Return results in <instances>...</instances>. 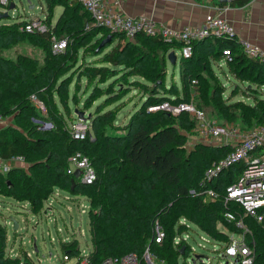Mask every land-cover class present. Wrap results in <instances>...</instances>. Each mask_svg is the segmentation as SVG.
Instances as JSON below:
<instances>
[{"label":"trees","instance_id":"16d2710c","mask_svg":"<svg viewBox=\"0 0 264 264\" xmlns=\"http://www.w3.org/2000/svg\"><path fill=\"white\" fill-rule=\"evenodd\" d=\"M248 1L233 0L229 5L241 7ZM45 2L48 9L46 32L24 33L20 31L22 21L0 24V116L14 114L15 122L0 129V159L6 161L13 156H23L28 165L27 169L12 168L5 176L0 174L2 195L28 202L33 214L42 209L56 188L72 196H84L89 204L87 218L92 244L88 250V264H100L108 257L127 253L141 256L148 246L165 264H179V258L188 253L183 249L181 254L180 246L173 245L175 234L185 231V226L179 224L182 218L213 240L227 242V236L218 225L230 231L238 230L224 220L222 201L203 203L188 191L197 188L206 168L227 155L231 148L199 143L187 150L186 133L194 128V120L186 113L173 117L164 111H148V108L165 101L177 104L192 99L197 108L204 112L209 110L217 120L236 123L243 130L264 125V97L259 90L251 89L253 85L264 87V62L248 58L237 39L208 38L196 42L192 56L180 58V64L185 66L181 71L182 94L174 96L165 86L166 59L169 52L180 48L179 44L142 34L132 42L122 33L94 27L90 15L76 0ZM57 6L62 7V11L51 24ZM53 37L66 39L64 51L52 53ZM19 44L38 48L43 54L42 60L23 54L15 59L3 56V51ZM225 48L232 53L231 61L226 64L228 72L240 82L238 84L247 83L241 96H251V102L228 103L223 98L224 88L212 67L222 58ZM80 49L97 57L93 63L82 62L77 67L88 86L96 79L97 83L113 79L112 82L126 84L131 77L143 79L134 80L131 85L141 91L147 101L125 126V134L109 133L117 129L113 123L115 110L103 111L123 94L95 85L94 93L84 106L88 108L102 96L107 99L99 105L101 108L93 115L91 129L83 139L70 135L68 121L59 111L54 94L67 109V87L71 80L68 82L61 77L76 65ZM193 80L197 82L195 86ZM236 82L234 85L238 87ZM192 86L196 87L193 94ZM233 90L231 97L239 94V89ZM31 95L43 102L44 114L31 103ZM36 121L51 123L52 127L41 131ZM75 152L90 159L96 172L93 184L83 185L67 173V158ZM243 168L242 164L233 166L210 186L224 192ZM234 208L241 215V210ZM156 221L165 234L161 244L154 242ZM245 222L251 231L248 243L253 244L255 250L253 264H264V220L256 222L246 218ZM5 235V228L0 225V264H18V260L4 257ZM60 248L62 254L69 257L80 253L75 241H65Z\"/></svg>","mask_w":264,"mask_h":264},{"label":"built area","instance_id":"2783aa9c","mask_svg":"<svg viewBox=\"0 0 264 264\" xmlns=\"http://www.w3.org/2000/svg\"><path fill=\"white\" fill-rule=\"evenodd\" d=\"M76 1L90 15L94 27L105 28L110 33H122L128 39H134L137 35L142 34L158 38L166 43L179 44L180 48L177 51L180 57L184 59L192 56L193 45L196 42L204 41L208 38L237 39L232 25L221 16L209 18L197 27L170 28L156 23L151 18L133 17L124 14L120 10L119 0ZM6 4L7 0H0L1 6ZM22 22L20 29L24 33L36 34L48 31V25L43 17L22 19ZM237 43L248 58L264 62V49L248 40L237 39ZM66 44V39L53 37L51 41L52 53L56 54L64 51ZM221 55L220 62L223 65L231 61L232 53L229 48L222 49ZM196 83L195 80L192 81L193 86ZM247 99L250 100L249 97ZM30 101L41 113L44 114L46 112L43 102L36 95H31ZM148 111H164L173 117H177L181 113L188 114L194 120L195 125L190 133H186V136L194 135L196 137L195 140H197V142L195 140L191 142L192 144L189 145L191 149L199 143L213 144L216 147L229 146L231 148L227 155L217 161H213L206 168L198 183V187L191 188L188 193L191 196L199 197L203 203H214L221 200L225 208L224 220L233 224L238 231H230L226 227L219 226L224 228L228 239L227 242H219L213 240L205 232L182 218L179 220V224L185 226V231L175 234L173 245L180 246L184 250L187 249L188 253L186 256L191 257L193 264H253L255 250L254 245H250L247 240L251 236V231L245 219H253L256 222L264 220V125L240 130V126L236 123L219 124L215 120H209L205 112L197 108L191 101L177 104L165 101L149 107ZM1 118L2 116H0V120ZM83 122L76 119L74 123L68 124V131L74 139L84 138L88 126L86 123L83 124ZM44 124L49 129L52 127L51 123L44 122ZM240 164L244 167L242 172L232 184L224 189V192L220 193L210 186L224 171ZM27 166L23 156H13L5 162L0 159V174L5 176L12 168L21 167L26 169ZM76 170L79 171V175L76 177L79 183L91 185L96 180V172L90 159L81 152H75L67 158V173L74 175ZM54 194L53 192L52 195ZM49 198L44 204L48 202ZM234 207H238L241 210V215ZM47 212L48 210L45 209L40 214H34L33 216L46 215ZM0 225L7 230L6 223ZM17 230L13 231L16 232ZM194 232L201 233L203 236H200V238L211 243L214 249L215 247L220 249L216 260L196 253L194 247L190 246L189 241L193 239ZM164 237V231L158 221H156L154 225V242L161 244ZM22 241L23 236L21 237V244L16 245L17 240L14 237L12 243L8 245L9 240L5 235L4 257L13 261L18 260V264H33L31 253L22 248ZM35 241L36 239L33 238V246ZM199 248L205 249L203 244L199 245ZM213 252H216V250H213ZM34 253L37 252L34 251ZM62 255L61 262L72 259L74 261L73 264H88V251H80L78 255L73 257ZM100 264H165V262L154 255L148 246L141 256L135 253H127L120 257H108Z\"/></svg>","mask_w":264,"mask_h":264},{"label":"rangeland","instance_id":"374dc122","mask_svg":"<svg viewBox=\"0 0 264 264\" xmlns=\"http://www.w3.org/2000/svg\"><path fill=\"white\" fill-rule=\"evenodd\" d=\"M13 4V8L10 9V6ZM62 11V7H55L53 11V17L51 20V24H54L57 17ZM7 13V18H3L2 14ZM46 14H48V9L46 6L45 0H7V4L5 6L0 5V24H12L13 22H21L22 19L28 18H46ZM22 26V25H21ZM21 31V29H20ZM127 38V37H125ZM129 41H134V39H128ZM3 56L9 59H15L18 54L27 55L30 58L37 59L39 61L42 60L43 54L42 52L30 44H19L13 47L10 50H5L2 52ZM179 55V53H178ZM97 57L92 56L89 51L80 49L78 52V61L76 65L69 71H67L61 79H65V81H70L69 86L67 87V109L66 107H62L59 102V97L57 94H54V100L57 104V107L61 114H63L68 124H72L78 119L74 114V110L77 109L79 111H83L85 116L90 115L91 118L87 121H84L83 124H87V130L91 129V120L96 115L97 111L101 108L99 105L104 100L107 99V96H102L94 101L88 108L84 106V102L94 93L95 85L100 89H106L110 87L115 94L120 92L123 96L109 105H106L103 111L107 110H115V116L113 119V123L115 124V130H109L110 134L113 135H122L125 134V126L129 123V121L136 115L137 110L143 107L144 102L147 101V98L143 96L142 92L133 88L134 80H141V78L131 77L130 82L120 83V82H112L113 79H108L103 83H97V79L92 83V85L88 86L87 81L84 77H80V73L78 71V66L83 62L93 63ZM180 55L176 60L174 65L169 62L166 65V82L165 86L168 88V92L174 94V96H181V71L185 67L183 64H180ZM214 72L219 76L220 84L222 88H224L223 98L228 102H234L238 100H244V102H250L245 100L244 97L240 96L243 94V90L246 91V84H238L236 87L233 79L229 83L227 80L221 75V71L226 73L225 67L218 68L217 66L213 67ZM119 68H116L115 71L119 72ZM240 83V82H238ZM111 84H114V86ZM249 85V84H248ZM237 88L239 89L237 92L239 94L230 96L231 91ZM254 88L259 90L261 96L264 97V87H259V85H253L251 89ZM196 87H191V93H194ZM118 90V91H117ZM235 91V90H233ZM192 93V94H193ZM236 96V97H235ZM171 98L173 95L170 96ZM247 97H251L247 95ZM174 98V97H173ZM246 98V97H245ZM194 104L195 101L190 99ZM205 114L209 120H215L219 124H227L226 121L217 120L209 110H205ZM94 115V116H93ZM75 118V120H74ZM79 120V119H78ZM81 121V120H80ZM45 121H36L40 126L41 131L49 130V128L45 127ZM15 124L14 122V114H10L6 117H2L0 120V129L7 127L9 125ZM44 126V127H43ZM240 130L243 128L240 126ZM246 130V129H245ZM185 148L190 150L189 147L191 142L196 139L194 135L186 136ZM197 142V140H195ZM205 145H212L207 143H200ZM7 161V160H6ZM5 162V161H4ZM27 169V168H26ZM54 195H52L48 202L43 204L42 209L36 213L40 214L43 210H48L47 214H41L38 217L33 216L34 214L31 212V208L28 202H18L13 198H7L2 195L0 192V224L6 223V236L9 240L8 245H10L13 241V238L16 237L17 243L21 244V237L23 236L22 248L27 252L31 253L32 263L33 264H60L62 261V250L60 248L61 243L65 241L72 242L75 241L80 247V251L85 252L91 249V238L88 231V218L87 212L89 210V204L85 200L84 196L76 195L72 196L66 192L60 191L59 189H55ZM47 201V200H46ZM15 220L19 224V229L14 232L12 225ZM219 227V225H218ZM222 228V227H221ZM218 228L222 232L225 231L224 228ZM226 234V231L224 232ZM208 235V234H207ZM200 236H203L201 233H193V239L189 241L190 246L194 247V251L196 253L204 255L209 258L217 259L220 249L218 247L212 246L211 243L203 241ZM209 236V235H208ZM33 238L36 239L35 245L37 248V253H34L33 250ZM204 246V250L199 248V245ZM216 250V252H213ZM51 254V256H49ZM222 261H224L222 259ZM73 260L63 261L61 264H73ZM179 264H193L190 256H181L178 260Z\"/></svg>","mask_w":264,"mask_h":264},{"label":"crops","instance_id":"0c3cea01","mask_svg":"<svg viewBox=\"0 0 264 264\" xmlns=\"http://www.w3.org/2000/svg\"><path fill=\"white\" fill-rule=\"evenodd\" d=\"M221 3L218 0H119V7L128 16L151 18L170 28L197 27L209 18L221 16L232 25L237 39L248 40L264 49V0H249L241 7ZM172 52L177 60L178 51L174 49ZM220 60L213 67H225L226 73L221 71V75L229 83L232 81L229 76L233 77ZM244 99L248 100L247 97Z\"/></svg>","mask_w":264,"mask_h":264},{"label":"water","instance_id":"95a60500","mask_svg":"<svg viewBox=\"0 0 264 264\" xmlns=\"http://www.w3.org/2000/svg\"><path fill=\"white\" fill-rule=\"evenodd\" d=\"M218 1H219V2H222V3H230V2L233 1V0H218ZM12 8H13V4L10 6V9H12ZM7 16H8L7 13L2 14V17H3V18H7ZM0 18H1V17H0ZM108 41H109V40H108ZM167 60H168V62H169L170 64L174 65V64L176 63V56H175V53L172 52V51L169 52L168 55H167ZM74 114H75L76 117H77L79 120H81V121H87V120H89V119L91 118L90 115L85 116V113H84L83 111H79V110H77V109L74 110ZM78 175H79V171L76 170V171L74 172V177H78ZM73 187H74V181L71 180V188H73ZM12 221H13V230L15 231V230H17V228H18V222L15 221V220H12ZM33 247H34V251L37 252V248H36V245H35V244H34ZM180 253H181V254L183 253V248L180 249ZM25 264H27V263H25Z\"/></svg>","mask_w":264,"mask_h":264}]
</instances>
